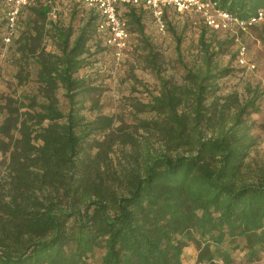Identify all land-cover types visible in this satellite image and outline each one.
<instances>
[{"label": "trees", "instance_id": "obj_1", "mask_svg": "<svg viewBox=\"0 0 264 264\" xmlns=\"http://www.w3.org/2000/svg\"><path fill=\"white\" fill-rule=\"evenodd\" d=\"M74 1L65 23L55 0H31L5 42L0 0V41L11 45L17 85L30 92L7 98L0 123V152L9 153V180L0 189V264H88L96 251L98 264H188L190 248L195 264H232L238 249L245 264L262 260L264 172L247 176L244 166L255 145L247 117L259 110L264 89L248 86L244 98L217 95L229 69L213 65L215 53L204 41L207 30L217 31L198 14L165 9L162 25L169 11L201 24L204 68L187 70L181 83L160 78L159 94L139 110L155 114L140 126L155 135L160 151L144 146L142 165L116 176L108 149L135 139L114 133L113 116L99 113V86L79 71L91 65L93 47L119 59L128 41L117 55L97 7ZM213 1L242 20L264 11V0ZM117 11L128 32L132 23L139 34L143 12L153 17L143 5L118 4ZM257 43L264 48V24ZM176 50L180 56L179 41ZM96 135L106 139L89 156L85 147Z\"/></svg>", "mask_w": 264, "mask_h": 264}, {"label": "rangeland", "instance_id": "obj_2", "mask_svg": "<svg viewBox=\"0 0 264 264\" xmlns=\"http://www.w3.org/2000/svg\"><path fill=\"white\" fill-rule=\"evenodd\" d=\"M74 2V0H55L62 22L69 21ZM143 13L141 20L143 34L132 31L136 26L131 23L128 44L119 59L110 50L93 47L91 52L96 53L90 59L91 65L79 71V76L94 78V83L99 86V113L113 116L114 126H116L113 129L114 133L121 131L126 134L127 132L135 139L134 145L118 142L108 149V156L112 159L114 166L113 170H116L114 175L121 177L122 170L126 169L127 172L135 167L137 162L142 165L144 146H147L152 153L160 151V143L155 135L140 126V120L153 119L156 117L155 114L139 111L159 94L160 78L181 83L187 70L197 72L204 68V56L200 43L202 28L198 21L188 20L169 11L163 19V28H160L149 12ZM80 17V14L74 17V27L78 26ZM4 24L0 2V37L4 32ZM263 24L264 19L243 32L234 26L223 30L224 32L206 31L204 41L215 53L212 59L213 65L219 69H229V74L218 80L217 95L236 93L239 98H244L248 86H257L259 90L264 89V48L257 43L258 33ZM177 41H179L180 56L176 50ZM240 43L248 48V56L255 64L253 70L243 69L236 63V53ZM10 46L0 41V123L4 117L3 106L7 98H16L18 94L30 93L27 87H19L14 79L15 70L11 64ZM49 48L48 46L47 49ZM258 103L259 110L247 117V121L253 124L251 134L255 137V145L250 149L244 166L245 174L251 177L264 172V93ZM61 105L62 107L64 105L62 98ZM86 115L93 118L94 112H88ZM121 138L125 139L126 135H122ZM105 139L103 135L90 138L85 147L88 149L89 156L97 152L98 141L101 144ZM181 152H185L184 149ZM8 156L9 153L0 152V189L6 188L9 180ZM101 168L103 169L102 165ZM189 250L191 252L187 253L186 262L195 264L193 257L195 251L193 248ZM100 255L101 252L96 251L88 264H98ZM232 256L235 259L232 264H245L244 251L241 249L235 250ZM255 264H264V257Z\"/></svg>", "mask_w": 264, "mask_h": 264}, {"label": "built area", "instance_id": "obj_3", "mask_svg": "<svg viewBox=\"0 0 264 264\" xmlns=\"http://www.w3.org/2000/svg\"><path fill=\"white\" fill-rule=\"evenodd\" d=\"M31 0H2L8 36L4 41L9 42L12 35L17 16L21 8L29 4ZM88 6H95L103 16L101 28L108 30L109 35L107 42L116 48V54L126 47L129 39V32L119 16L117 6H137L143 5L151 10L153 17L157 20L160 28L163 27L161 18L167 8H173L180 13L198 14L207 24L208 27L217 31L235 27L240 31H245L248 26L258 24L264 19V11H259L256 15L247 20H242L236 15L220 8L216 1L213 0H84ZM236 63L239 67L253 70L255 64L249 61L247 57L246 46L242 43L237 48Z\"/></svg>", "mask_w": 264, "mask_h": 264}, {"label": "crops", "instance_id": "obj_4", "mask_svg": "<svg viewBox=\"0 0 264 264\" xmlns=\"http://www.w3.org/2000/svg\"><path fill=\"white\" fill-rule=\"evenodd\" d=\"M188 251L191 252L190 250H185L184 255H186L188 253Z\"/></svg>", "mask_w": 264, "mask_h": 264}]
</instances>
